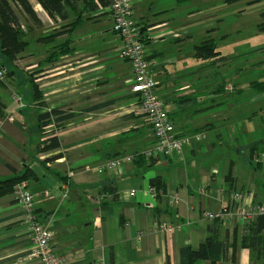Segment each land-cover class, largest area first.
<instances>
[{"label":"crops","instance_id":"0c3cea01","mask_svg":"<svg viewBox=\"0 0 264 264\" xmlns=\"http://www.w3.org/2000/svg\"><path fill=\"white\" fill-rule=\"evenodd\" d=\"M30 1L42 26L25 19L23 31L31 37L25 38L24 51L11 63L0 54V65L7 73L0 82V181L31 171L32 176L23 181L33 194L39 222L52 234L50 247L59 264H181L180 248H197L208 235L212 220L204 219L203 211L228 206L235 191L245 194L243 204L264 203V89L254 85L264 81V47L246 56L252 77L258 79L245 80L250 102L244 110L236 95L244 73L231 69L232 58L219 50L228 35H219L218 41L212 35L224 61L193 56L195 35L202 41L209 31L217 34L215 11H194L189 6L194 0L181 4L132 0L133 18L148 40L150 74L157 82L153 91L164 99L178 130L205 134L203 141L183 147L181 160L170 155L148 162L154 138L130 91L127 80L133 76L132 68L120 57L121 41L113 31L108 6L83 14L92 18L70 34L71 52L46 62L53 45L68 35L50 43L41 37L63 29L68 21L50 19ZM188 44L192 49L185 52ZM196 60L203 62L197 69L192 68ZM163 75L169 82L161 87ZM31 79L40 90L43 109L35 106ZM53 108L76 116L62 124L50 120L44 136L36 115ZM259 130L262 138L256 139L253 133ZM50 131L59 138V148L39 151ZM231 134L236 144L227 150L233 156L225 158L223 143ZM57 153L62 156L44 161ZM214 153L219 165L211 162ZM140 157L147 163L136 164ZM113 159L121 161V172L98 171ZM154 176L163 181L164 192L154 199L153 209L146 204L151 201L149 179ZM109 184L116 187L117 201L101 193ZM173 197H177L175 204L169 203ZM24 217L15 189L0 197V264H41L30 256ZM159 221L171 223L173 231L156 230ZM221 221L220 238L226 240L227 251L219 264H253L250 250L242 243L248 232L245 222L232 217Z\"/></svg>","mask_w":264,"mask_h":264},{"label":"trees","instance_id":"16d2710c","mask_svg":"<svg viewBox=\"0 0 264 264\" xmlns=\"http://www.w3.org/2000/svg\"><path fill=\"white\" fill-rule=\"evenodd\" d=\"M41 8L46 12L48 17L52 20L60 19L68 22L62 26L60 30H54L53 32L41 37L45 43H50L61 34L66 33L68 38L65 41L53 45V49L48 53L45 58L46 62H53L59 56L71 52L70 46V34L80 26L84 21L92 18L85 17L83 14L91 13L100 7H107L108 0H34ZM192 0H176L177 4L188 2ZM241 0H224L225 4H231ZM24 16L35 27H41L42 23L37 16L33 5L30 0H0V54L3 56L6 62L11 63L18 59L19 54L24 51L27 41L25 40L26 34L23 31L20 16ZM256 29L259 32H264V12L260 13V21L256 24ZM210 32V31H209ZM141 33L143 35V41L148 42L145 34V29L142 27ZM264 49V48H262ZM193 56L196 59H205L213 62L224 61L225 57L221 56L216 50V40L214 37H205L198 44L193 46ZM5 78L7 77L6 70L2 65ZM5 80V79H4ZM3 80V81H4ZM0 81V82H3ZM32 89V98L36 102L38 109H43L45 103L42 101L40 90L34 83L33 79L30 80ZM254 85L261 86L264 89V81H257ZM76 116L74 113H68L67 110H61L57 108L45 110L39 112L36 115L37 128L42 135L48 133L43 130L50 120H53L57 124H62L64 121L72 119ZM60 140L54 132L50 131V135L43 140L42 146H39V151L54 150L59 148ZM62 156V153L53 154L45 158V162L54 161ZM148 156V155H147ZM148 162L152 158L148 156ZM136 164L147 163L144 157H140L134 160ZM32 176L31 171L25 170L23 175H15L5 180L0 181V197L6 194H10L14 191L15 185L24 178ZM151 187L157 191V196L164 192V184L160 177L154 176L149 179ZM102 194H108L111 201H117L118 195L116 187L112 184L104 186L101 190ZM155 208V207H154ZM153 208V209H154ZM160 222V221H159ZM219 219H213L212 224L207 226L208 235L197 248H192L189 245H185L180 248L181 264H199L201 261H209L210 264H219L223 261L225 253L227 251V243L225 239L220 238L221 223ZM244 226L248 227V232L243 235V246L248 248L253 258V264L255 261H262L264 263V216H255L251 219H246ZM112 251V247H110Z\"/></svg>","mask_w":264,"mask_h":264},{"label":"built area","instance_id":"2783aa9c","mask_svg":"<svg viewBox=\"0 0 264 264\" xmlns=\"http://www.w3.org/2000/svg\"><path fill=\"white\" fill-rule=\"evenodd\" d=\"M107 11L113 21V31L121 41L120 57L126 60L132 68L133 76L127 80L130 91L137 98V106L140 111L148 119L154 138L153 147L147 152V155L151 157L170 155L182 157L183 147L201 141L205 138V134L195 132L189 135L178 130L169 117L164 102L153 91L157 82L150 74V50L147 43L143 41L142 26L133 18L132 0H110ZM4 79V71L0 68V81ZM226 88L231 89V86L228 85ZM104 169L118 173L123 170V166L119 159H113L99 167L98 171L101 172ZM14 189L18 201L25 211L23 226L32 246L30 256L37 258L41 264H59L50 247L52 234L46 226L39 222L34 212L33 194L27 189L25 181L17 183ZM129 195L132 196L133 191ZM149 195L151 201L146 205L148 208H154L156 189L151 187ZM244 197L245 194L240 191L232 192L228 206H223L216 211H203L202 216L207 220L238 218L241 223H244L245 219L264 216V203L243 204ZM176 202L177 197H173L169 201L171 204ZM155 228L160 232L170 234L174 226L169 222L160 221L156 223Z\"/></svg>","mask_w":264,"mask_h":264},{"label":"rangeland","instance_id":"374dc122","mask_svg":"<svg viewBox=\"0 0 264 264\" xmlns=\"http://www.w3.org/2000/svg\"><path fill=\"white\" fill-rule=\"evenodd\" d=\"M223 2H224L223 0H194L190 2L189 6L194 11L203 10V12H208L211 10V11H215L216 14L218 15V18L214 20L215 24H217L216 27L218 26L217 34L213 32H209L210 34L208 36L209 37H212V35L214 37L217 36V41H218L219 35L221 34L228 35L229 40H227L226 42L220 41L219 50L222 52H226L225 54L229 55L232 58V64L229 65L231 69L238 70L239 73H244L241 80L242 81L241 91L237 92L236 95L240 98L244 110H247V108L249 107V104L247 105V103L250 102L248 100V97L250 96L249 95L250 89L245 87L244 85L245 80H252L258 78L257 76L252 77L253 75L251 74L250 67L247 64L246 56L254 49L264 47V33H260L255 30L256 23L260 21V13L264 11V0H241L231 4H225ZM20 21L21 23L25 22L24 16L22 15L20 16ZM25 28L27 27L25 26ZM29 37H31V34L26 36L25 38L28 39ZM199 42H200V38L197 35H195V39L193 43L197 44ZM191 49H192L191 44H188L184 47L185 52L190 51ZM198 63L202 64L203 62L202 60L193 61L192 65L194 66L192 68L197 69L199 67ZM183 64L185 66L186 64H189V62ZM153 76L155 78V75ZM246 76H250V77L246 78ZM161 78L165 80L164 83L163 82L161 83L162 84L161 87H164L165 84H168L167 82L169 81H166L164 75ZM253 107H255V105H253ZM236 130L238 132L237 128ZM253 134L256 139L262 138L261 130H259L258 132H254ZM233 135L234 134H231V136L228 137V140L224 139L223 153L225 154V158L226 156L227 157L233 156L231 152H228L229 150H231L230 148L231 144H236L235 141H232L234 138ZM242 139L244 143L246 139L245 138ZM203 140L204 139H202V141ZM216 153L219 154V152ZM216 153L212 155L211 162L215 163L216 165H219L218 162L219 157ZM208 154L203 156L206 157ZM178 158L180 160L182 159L181 156ZM183 164H184L183 162H179V166L181 167V169L183 167Z\"/></svg>","mask_w":264,"mask_h":264}]
</instances>
